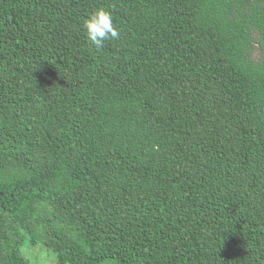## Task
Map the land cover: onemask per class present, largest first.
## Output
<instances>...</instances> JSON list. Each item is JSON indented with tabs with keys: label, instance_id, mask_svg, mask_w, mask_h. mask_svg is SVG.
Listing matches in <instances>:
<instances>
[{
	"label": "trees",
	"instance_id": "1",
	"mask_svg": "<svg viewBox=\"0 0 264 264\" xmlns=\"http://www.w3.org/2000/svg\"><path fill=\"white\" fill-rule=\"evenodd\" d=\"M27 243L264 264V0H0V264Z\"/></svg>",
	"mask_w": 264,
	"mask_h": 264
},
{
	"label": "clouds",
	"instance_id": "2",
	"mask_svg": "<svg viewBox=\"0 0 264 264\" xmlns=\"http://www.w3.org/2000/svg\"><path fill=\"white\" fill-rule=\"evenodd\" d=\"M83 29L87 40L97 48H102L106 41L120 38V31L114 23L111 11L103 7L96 8L89 14Z\"/></svg>",
	"mask_w": 264,
	"mask_h": 264
},
{
	"label": "rangeland",
	"instance_id": "3",
	"mask_svg": "<svg viewBox=\"0 0 264 264\" xmlns=\"http://www.w3.org/2000/svg\"><path fill=\"white\" fill-rule=\"evenodd\" d=\"M27 243L24 246V253L30 258L31 264H53L52 257L48 255V252L44 249V253H41L43 248L42 246L38 245L37 247L28 246Z\"/></svg>",
	"mask_w": 264,
	"mask_h": 264
}]
</instances>
